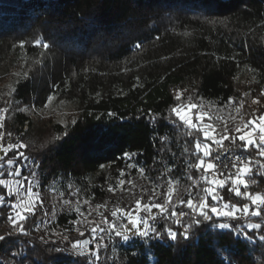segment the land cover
Listing matches in <instances>:
<instances>
[{
  "label": "trees",
  "instance_id": "16d2710c",
  "mask_svg": "<svg viewBox=\"0 0 264 264\" xmlns=\"http://www.w3.org/2000/svg\"><path fill=\"white\" fill-rule=\"evenodd\" d=\"M10 72L20 78L3 100L11 115L5 137L12 136L8 145L26 147L7 151L0 171L8 178L7 161L14 160L12 169L20 166V177L33 183L43 204L21 222L25 235L9 221L14 197H6L0 264H264V205L229 191L230 181L216 191V201L205 197L203 169H195L197 156L206 163L225 151L244 155L251 171L247 188L239 190L264 196V157L253 145L245 150L238 139L233 143L242 134L237 128L248 131L249 120L256 124L264 116V0H0V74ZM177 92L184 105H198L200 124L213 126L216 139L229 136L223 149L203 140V132L190 138L184 126L165 119ZM49 97L75 105V112L65 125L28 136L31 130L22 127L30 120L21 108H43ZM197 139L209 144V157L191 155ZM17 152L24 156L16 159ZM0 194L6 195L2 186ZM189 198L247 205L261 214L196 217L197 224ZM138 201L163 205V215L188 213L179 223L163 219L156 207L140 216L161 233L187 227L189 238L150 233L123 241L104 233L114 211H142ZM42 207L51 227L64 234L55 242L36 231ZM81 223L96 224L95 231L77 229ZM220 223L230 227L214 226ZM250 223L262 227L249 231ZM100 229L103 239L90 243L92 252L73 249L92 242Z\"/></svg>",
  "mask_w": 264,
  "mask_h": 264
},
{
  "label": "snow or ice",
  "instance_id": "6c2138e0",
  "mask_svg": "<svg viewBox=\"0 0 264 264\" xmlns=\"http://www.w3.org/2000/svg\"><path fill=\"white\" fill-rule=\"evenodd\" d=\"M39 43V42H37ZM47 47V45H44ZM49 101H51L52 97L48 98ZM175 103L170 109L169 116L166 117L167 119L174 127L182 125L185 127V135L188 137H195L197 132H203V140L205 141H211L214 143L217 148L223 149L224 148V141L229 139L228 135H223L220 139H216L214 136V133L211 131H204L203 129L197 127L199 122L203 121L205 118L201 114L197 113L195 109L198 107L196 104L189 103L187 105H184L183 103V98L182 94L180 92H177V94L174 97ZM231 102V101H230ZM175 117V119H173ZM153 119H155L153 117ZM261 124L264 125V116L260 117ZM248 125H255V122L252 120H249L247 122V127ZM194 130V131H193ZM237 133H242L238 135L237 137L233 138V143H235V140L238 139L239 141L242 142L241 145H236L237 147H243L245 150L248 149L249 146H252L255 144L254 140V133H255V127H253L251 130L245 131L244 129L237 128L236 129ZM259 132L261 133V139H260V144L257 145L259 149V155L261 157H264V148H261L260 145H264V126L259 127ZM167 137H162L161 140L162 142L166 140ZM202 142L197 139L196 142L194 143V147L196 149V152H192L191 155H196V153H202L203 157H209L211 155V149L210 146L207 143L203 144V147L201 146ZM9 147H19V148H24L26 147L23 144H20L19 146H14L10 145ZM183 151L185 153H188L190 150L187 146L184 147ZM7 154V153H6ZM125 157H129L128 153L124 154ZM24 154L22 152H17L16 154V159H20L23 157ZM25 160H27V157H24ZM216 160L220 159V155H217ZM236 160H240L239 157H236ZM251 158H249V164H250ZM15 163L14 160H8L7 165L11 166ZM191 166V165H189ZM4 167L3 163H0V169ZM225 169L228 168V165L225 164L223 166ZM232 168H237L236 161L234 160L232 162ZM195 169L199 171L200 169H203V172L205 174L207 173H212L217 169V165L214 163H205V159L197 156V162L195 163ZM171 169H169L170 171ZM141 171H143L141 169ZM251 171L249 166H244L243 161H241V166L237 169V175L233 178L231 176V173L228 174V179L231 180V184L233 186H238L242 185L245 188H247V181L243 178L247 173ZM21 175V168L19 165L16 166L15 169H9L8 171V177L9 179H4L2 178L4 176L3 171H0V186L6 189V195L5 194H0V205H3L6 197H14L13 200L8 201V206L10 209H12L15 212V215H9L8 219L12 223L13 227L18 229V232L20 234H27L26 230L23 226L24 221H27L29 219V216H34L35 215V204L32 203V198L33 197H38L39 194L34 192V189L32 187V183L29 182L27 185L20 180L16 179L15 184L16 188L15 191L9 185L12 183L13 177H19ZM35 175V174H33ZM224 175V172L219 171L216 172V176H222ZM25 180L28 178L25 177ZM188 179H193V177L189 176ZM204 183L206 185H209L210 187H205L204 192H206L209 196H211L213 201L217 200V197L215 195L216 191L220 188H224L226 185V180L225 179H218V178H212L209 179L207 175L203 177ZM123 183V182H122ZM229 191H235V195L241 196L245 195L252 201L253 205H264V196L256 195L252 196L250 193H242L238 188L233 187L229 188ZM110 191H114V189H110ZM169 197L171 196V193L168 194ZM25 197H28L29 202L25 203ZM220 200H223V197H220ZM41 205L43 204V201L41 200L39 202ZM181 204H184L185 202L183 200L180 201ZM186 206L191 209V212L194 213L195 215L193 216V223H200V220L196 219V217H202L204 221L211 220L212 217H225V218H230V219H238L236 213L238 211H242L245 216L251 215V216H257L260 215V210L257 208L254 211H249V207L247 205H244L243 208L241 209L238 205H231V209L229 210V204L225 203L223 208L219 207L217 204H212L208 203L206 199H199V203L194 201L192 198H189L187 200ZM137 208H148L151 209L152 207H156L161 209L162 212V218L165 220H169L172 217L176 216H184L188 215V213L180 212L177 213L175 211L171 212L170 215H163L164 212L167 211V209H164L163 205L156 204V205H142L140 202H137L136 205ZM123 209H118L117 211H114L112 213V216L115 217L117 215V212H123ZM152 220H155V216H150ZM175 223H179V221H174ZM132 224V227L135 228V235L141 237V238H152L150 236L151 234H154L155 239H164L165 234L169 240H176L178 236H182L185 240L189 238L188 236V228L185 227L183 232L177 233L173 231L171 228H164V232L161 233L159 232L156 228L152 227V225L149 223L148 219H141L139 222L136 220L130 221ZM142 224L143 228H141L139 225ZM215 227H218L220 229H228L230 226L227 223H220L218 225H214ZM249 231L251 230H258L262 227L261 224L259 223H250L247 224L246 226ZM113 230H115V226H113ZM125 231H128V229H125ZM117 236H122L124 240H128L129 237L127 235H124L120 231H116ZM4 237L0 236V240H3ZM264 239V237H262ZM84 243H88V241H84ZM73 247H78L77 244H74ZM94 255H97L98 259V254L92 253ZM13 255H18V253H14ZM83 255V253H81Z\"/></svg>",
  "mask_w": 264,
  "mask_h": 264
},
{
  "label": "rangeland",
  "instance_id": "374dc122",
  "mask_svg": "<svg viewBox=\"0 0 264 264\" xmlns=\"http://www.w3.org/2000/svg\"><path fill=\"white\" fill-rule=\"evenodd\" d=\"M19 78H20V76L16 72H10L9 74H6V75L0 74V107H1V109H0V159L7 153V151H9L10 149L13 148V147H9L10 145H13V144L8 145L12 136L8 135L7 137H5L7 134V130H8L6 128L4 129L5 121H6V119L8 120L9 119L8 117L11 115H9L10 113H8V109H7L8 106L6 104L3 105V100L4 101H5V99L8 100V95H9L10 91L13 89V87L15 86V84ZM75 110H76L75 105L66 104L65 102H61V101H55L54 98H52L51 101H48V103L45 105V107L40 108V109H37L36 107H32V106L30 108L22 107L21 113L28 116V118L30 120L29 124H27V122H25V125L22 127V130L23 131H25L27 129L31 130L30 134L28 136L39 135L41 133H44V131H47L48 129L52 128L56 124L65 125L71 119V116L75 112ZM200 123L201 122H199L198 125L201 126V128L204 131L213 132V129H214L213 126H212V128H210L209 126H206V125H203ZM260 126H264L261 124V120L252 126V128L255 127L254 135L258 134L259 140L261 139V133L259 132ZM204 143H207V142H204ZM204 143H202V145H201L202 147H203ZM253 146L256 149H258V147L255 144ZM260 147L264 148V145H260ZM258 151H259V149H258ZM206 163H209V162L207 161ZM244 166H248V165L245 164ZM9 168L12 169L13 165L9 166ZM247 176H248V173L243 178L246 180ZM6 179H9V177ZM11 179H12V183L9 185V187H11L13 189V191H15V188H16V184H15L16 179L22 180L25 183V185H27L29 182H31L30 180L25 181L20 176L19 177H13ZM200 182L205 187H210L209 185L206 186L204 181H200ZM32 187H34L33 183H32ZM234 187L240 189V187H244V186L238 185V186H234ZM34 192H35V190H34ZM39 197L40 196L32 198V203L35 204V210H37L41 206V204L39 203L40 202ZM205 197H209L212 200L211 196H209L206 192H205ZM24 199H25V203L29 202L28 197H25ZM258 205L259 204L255 205V206H258ZM223 206H224V204L219 205V207H221V208H223ZM42 208L43 209H40V210L41 211L43 210V219L41 220V222H39L37 224L36 231H38L41 234V236H43L47 240L55 242L57 237L63 236L64 234L59 229H57L55 227H51V225H50L51 221H49L50 218L47 216V212L45 210V207H42ZM230 209H231V205H229V210ZM140 212H143L144 214L147 215V214H149V209L144 208V209H142V211L140 209H138L136 211V213H133V214H126V213H124L122 215L117 214L114 218L112 217V221H110V222L106 221V224L108 225V227L106 228V232H104V233H106L107 235H111L112 233L116 234V231H120L124 235H127L129 237L128 240H124L123 237L121 236L123 241H129L131 238L137 236L134 234L135 228L132 227V224L130 223V221L136 220L137 222H139L141 219H143L140 216ZM239 212L240 211H238L237 213H239ZM12 213L14 216L15 212L13 211ZM180 219H181V216H176V221L180 222ZM113 226H115V230H113ZM139 226L141 228H143L142 224H140ZM86 227H89V228H91L92 231H95L96 224L86 225L85 223H81L77 227V229L81 230V229H84ZM125 229H128V231H125ZM102 230L103 229H100L99 231L94 232L92 234V236H91L92 242L88 241V243H84V241H83V242L74 243V244H77L78 247H73V249L77 253H80V254L83 253V255L89 254V252H92V250L89 248L90 243L96 245L100 239H103V237L100 235ZM81 232H78V233H81Z\"/></svg>",
  "mask_w": 264,
  "mask_h": 264
},
{
  "label": "built area",
  "instance_id": "2783aa9c",
  "mask_svg": "<svg viewBox=\"0 0 264 264\" xmlns=\"http://www.w3.org/2000/svg\"><path fill=\"white\" fill-rule=\"evenodd\" d=\"M254 140H255V145L256 146L259 145L260 140H259L258 134L254 135ZM217 155H220L219 160L215 159ZM236 157H239L240 160H236ZM234 160L236 161L237 168H232V162ZM241 161H243V165H245L248 162V158L244 155L235 154V153H232L230 151H225L223 153L215 154L213 157H211L209 163L216 164L217 169L212 173H207V174L204 173L201 176V178L203 179V177L205 175H207L209 179L218 178V179H225L226 181H231L230 179H228V174L231 173V176L234 178L237 175V169L241 166ZM225 164L228 165V168H226V169L223 167ZM219 171L224 172V175L216 176V172H219Z\"/></svg>",
  "mask_w": 264,
  "mask_h": 264
}]
</instances>
